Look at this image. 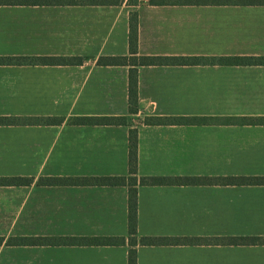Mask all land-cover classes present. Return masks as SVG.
Here are the masks:
<instances>
[{"label":"crops","instance_id":"crops-1","mask_svg":"<svg viewBox=\"0 0 264 264\" xmlns=\"http://www.w3.org/2000/svg\"><path fill=\"white\" fill-rule=\"evenodd\" d=\"M50 0L0 5V57L82 58L80 65H0V117H50L56 125H0V264H128L129 137L137 134V235L177 241L136 247V264H264V5H152L151 0ZM137 13V57L217 59L137 67L138 111L129 110V54ZM163 29L167 31L162 32ZM154 29H158L153 32ZM162 39L146 41V37ZM163 42L165 52L142 51ZM125 118L124 125L80 119ZM146 117L187 124L145 125ZM159 180V181H156ZM156 181V182H155Z\"/></svg>","mask_w":264,"mask_h":264},{"label":"trees","instance_id":"trees-1","mask_svg":"<svg viewBox=\"0 0 264 264\" xmlns=\"http://www.w3.org/2000/svg\"><path fill=\"white\" fill-rule=\"evenodd\" d=\"M83 3L93 2L96 4L108 3L106 0H82ZM50 0H0V5H24L36 3H49ZM244 5H264V0H151L152 5H220L229 4ZM137 13L131 15L129 32V54L126 57H101L98 61L102 66H130L129 73V110L131 114L138 111V89H137V67L149 65H195L201 61L215 62L217 59H201L192 57H137L138 54V25ZM234 64L264 65V57L235 58ZM84 62L82 58H64V57H0V65H80ZM59 120L50 117L23 119L20 117H0V125H56ZM82 124L94 125H124L125 118L107 117L97 119H80ZM190 120L186 118L170 117H146L143 120L145 125H171L187 124ZM129 166L130 177L126 178H102L95 179V183L104 185H124L129 184V231L128 239L121 237H93L74 239L73 244L80 246H121L128 243L129 256L128 264H136V247L160 246L176 243L177 241L162 237H142L137 235V191H136V171H137V134L136 130L130 131L129 137ZM159 181V180H156ZM155 181V182H156ZM26 180L22 178H0V186L25 184ZM228 182L237 185H264V178H233ZM234 245H263L264 238H232L227 241ZM1 244V241H0Z\"/></svg>","mask_w":264,"mask_h":264},{"label":"rangeland","instance_id":"rangeland-1","mask_svg":"<svg viewBox=\"0 0 264 264\" xmlns=\"http://www.w3.org/2000/svg\"><path fill=\"white\" fill-rule=\"evenodd\" d=\"M156 30H158V29H154L153 32ZM161 31H162V28H161ZM165 31H167V29H163L162 32H165ZM145 39H146V41H148L149 39L159 40L162 38L160 36H155V37L154 36H152V37L147 36ZM171 47H173V45L170 43H163V42L148 43V42H146V43H143V45H142V51L165 52V51H169Z\"/></svg>","mask_w":264,"mask_h":264}]
</instances>
